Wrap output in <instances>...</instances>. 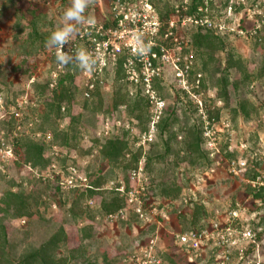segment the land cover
<instances>
[{
	"label": "rangeland",
	"instance_id": "rangeland-1",
	"mask_svg": "<svg viewBox=\"0 0 264 264\" xmlns=\"http://www.w3.org/2000/svg\"><path fill=\"white\" fill-rule=\"evenodd\" d=\"M158 1V7L164 3L172 7L181 3L180 0ZM224 1L213 0L210 8L212 19L224 21L228 29H232L217 31V35L224 36V51L217 50L209 60L206 53L198 51L191 43L193 27L186 26L182 31L190 40L189 51L194 55L192 76L194 73L202 74L199 94L194 98L181 93L174 74L167 70L156 81H160L163 91L155 88L156 82L152 84L164 104L161 112H153V105L141 95L144 102H140L137 110L130 113L131 103L137 100L136 91L121 80L113 82V75L105 77L106 88L100 91L98 98L87 102L77 93L73 109L67 110L66 107L65 111L57 112L54 105L49 107L52 100L50 94L42 92L35 85H43L47 81L51 83L52 62L56 56L46 42L61 25L63 13L71 6L72 0H0V225L4 227V233L0 229V264L16 263L38 249L58 231L62 223H65L66 237L55 249L56 259H65V264H85V261L99 264L105 257L113 259L115 264H131V254L142 249L156 230L151 231L145 222L136 221L133 217L126 222L104 221L98 205L100 195L94 198L98 201L96 206L88 208L84 206L85 200L79 202L77 195L70 193L75 190L58 191L54 179L49 178L53 170H57L61 175L59 181L62 177L64 180L71 166L85 175L89 182L94 175L101 176L105 183L124 181L129 173L121 167L122 162L108 161L99 149L101 143L113 135L111 132L126 140V160L141 149L145 163L148 158L151 161L144 176L148 183V197L163 218L161 226L164 228L158 231V247L162 254L171 253L170 260L164 259L166 264L212 263L205 254L207 250L202 254L205 256L203 258L177 246L175 242L174 234L180 228L192 225V220L196 222V227L207 225L230 210L234 201L242 202L245 207L242 218H248L250 213L264 217V203L256 205L257 208L249 202L244 204L243 189L246 183L231 177L223 161L228 154L225 149L229 144L234 149V156L245 158L248 167L253 165L256 154L264 153V75L261 74L264 67V27L253 34L247 32L253 31L260 20L258 11L264 9V0H246L230 16L225 12ZM110 2L88 0L86 16H107ZM32 18L42 39L30 43L26 34L31 29L29 22ZM16 19H22L23 27L19 28V33L14 27ZM229 53L242 59L249 80L238 83L237 94L229 87L230 103L226 106L219 98L217 80ZM204 61H207L205 70L202 69ZM229 75L232 82L238 73L231 70ZM32 78L35 79L33 83L30 82ZM121 85L129 97L127 103L116 108L113 119L110 115L112 96ZM49 89L52 88L49 86ZM99 101L101 107L93 108L98 106ZM240 101L245 102L248 118L234 112ZM85 103L87 108H84ZM173 108H176L178 121L160 136L158 124ZM183 109L189 112L187 121ZM216 110H219L218 119L212 116ZM78 113L79 118L76 117ZM70 115L76 117L73 122H70ZM135 115H140L141 119ZM98 116L109 118L110 123L118 122L119 129L103 136V132L96 127ZM196 119L201 124L202 132L203 120H209L218 147L223 152L220 154H223L222 158L216 157L218 163L209 157L204 136V157L186 150L184 127ZM151 122H155L153 131L149 129ZM149 131L152 141L143 138V133ZM35 133L39 134L38 137ZM66 134L68 144L70 141L74 148L65 144L63 135ZM46 136L58 144L57 157L51 154L53 148L49 143L44 152L49 159L46 167L38 165L33 168L24 164L26 152L22 145L33 139L42 141ZM71 149H76V152ZM9 192L24 197L27 207L22 215L15 214L13 208L6 209L2 204ZM109 194L107 190L101 195L109 198ZM258 217H255L256 222L248 220L246 223L264 232V222L258 225ZM88 219H93L95 228L90 238L84 239L81 231L86 229ZM259 255L264 264V241ZM188 257L196 262L190 263Z\"/></svg>",
	"mask_w": 264,
	"mask_h": 264
},
{
	"label": "built area",
	"instance_id": "built-area-1",
	"mask_svg": "<svg viewBox=\"0 0 264 264\" xmlns=\"http://www.w3.org/2000/svg\"><path fill=\"white\" fill-rule=\"evenodd\" d=\"M213 0H205L204 5L196 6L197 16L184 15L188 9V0H183L180 4L173 6L170 17L163 20L155 8L156 0H113L109 6L107 16L101 18L87 17L91 23L79 26L78 35L74 36L65 51L79 52L86 51L96 60L94 70L89 73L82 70L78 65L76 73V85L83 99L92 100L95 95L106 88V75H113L119 66L122 71L121 80L129 85L134 91L139 93L153 105V112H161L163 101L160 100L152 88V84L160 79L162 74L169 70L175 77L176 84L181 93L196 97L201 90V73H193L194 55L189 51L190 40L182 34L186 26H204L217 34V31L228 29L224 21L212 19L209 3ZM246 0H228L225 12L228 15L235 14L238 6L245 4ZM260 20L250 34L257 29L264 27V9L258 11ZM144 54L138 52V47ZM150 49V51H147ZM59 49L53 48V54L57 57ZM49 86L56 87L65 67H61L57 61L53 63ZM31 79V83L34 82ZM137 92V91H136ZM132 94V92H130ZM65 106L61 107L65 111ZM114 119V116H112ZM96 124L98 130L107 136L114 127H119L118 122L110 123L109 118L99 117ZM203 135L206 139L205 146L209 151V157L218 163L216 157L221 152L218 141L209 120H203ZM149 129H155V122H151ZM38 133L35 136L38 137ZM143 138L152 141V134L143 133ZM48 139V140H47ZM46 140L51 138L46 136ZM243 148L244 145L241 144ZM53 156L58 155L57 146H53ZM225 152L235 153L229 144ZM226 172L233 178L243 180L252 188H264V169L254 178L248 179L246 171L248 169L247 160L241 156H234L229 160H224ZM145 158L142 156L137 168L129 173V186L124 181L109 182L104 188L119 192L124 196L127 206L117 212L106 214L104 221L115 223L121 220H128L134 214L146 225L155 223L156 232L148 239L147 244L139 251L131 254V264H166L161 256L158 247V231L164 228L158 218L156 205L152 204L148 197L147 179L144 173ZM53 167L55 165L53 164ZM49 175L54 179L60 172L53 170ZM68 176L60 180L61 189L86 190L90 188L89 181L85 175L74 167H69ZM61 176V175H60ZM98 202V201H97ZM96 199L90 198L87 204L94 207ZM245 207L240 202L225 212L219 219H215L200 228L179 230L174 234L177 246L188 251L195 252L199 257H205L207 250L211 258V264H262L259 251L264 241V234L258 236L263 230L257 227H250L249 221L255 220V213H250L249 217L242 218ZM244 217V216H243ZM250 218V219H249ZM23 222V221H22ZM160 237V236H159ZM160 250V251H159ZM189 262L194 260L188 257Z\"/></svg>",
	"mask_w": 264,
	"mask_h": 264
},
{
	"label": "trees",
	"instance_id": "trees-1",
	"mask_svg": "<svg viewBox=\"0 0 264 264\" xmlns=\"http://www.w3.org/2000/svg\"><path fill=\"white\" fill-rule=\"evenodd\" d=\"M180 1L182 2V0ZM112 2L113 0H111L110 4ZM204 2L205 0H188V3H187L188 9L184 12V15L197 16L196 6L199 4L204 5ZM157 3H160V2L159 1L155 2V8L157 12L159 13L160 17L163 20L168 19L173 12L172 5H170L169 3L168 4L164 3L161 7L160 6L158 7ZM227 4H228V0H225L224 6H227ZM212 5H213V1L209 3V8H211ZM33 18L29 22V24L31 25V29L26 34L27 39L30 43L36 40L42 39V36L40 35V33H38V28L36 27L35 22H33ZM21 21L22 19L15 20L14 27L17 33L20 32L19 28L23 27L21 26ZM190 27H193V26H190ZM193 30L194 31L190 35L192 45L198 51L206 53L208 55L209 60L212 59V56L217 50H221V51L225 50L226 45H225L224 38H223L224 36L217 35L211 30L205 28L204 26H197V27L194 26ZM263 43H264V37H263ZM54 62H56V57L53 58L52 64ZM206 62L207 61L203 62L204 66L202 69L204 70L206 68ZM231 70H235L238 73V75L235 76L232 82L229 81V77H230L229 73ZM76 73H77V67H75L74 65L65 68L64 72L59 77L57 85L54 89H49L48 81L44 83L42 82L43 85H40L41 83H38L35 85L37 88L41 89L42 92L45 91L50 94L52 100L49 102L50 103L49 107H52V105H54L57 112L62 111L61 107L63 106H65V108L67 107L68 108L67 110H71L74 108L76 94L79 93L81 95L76 85V81H77ZM219 74H220V77L217 80L218 85H219V98H221L224 101L225 105L228 106L230 103L229 87L232 88V91L234 92V94H237L238 83L249 80V74L247 72L246 66L244 65L242 59L240 57L235 58V56L232 53L227 54L226 64L223 70L221 71V73ZM261 74L264 75V67L261 69ZM106 76H110V75L108 74ZM113 77H114L113 82L115 81L118 82L119 80H121L122 71L120 70L119 66L116 68L113 74ZM154 85L158 91H163L160 81L156 82ZM123 89L124 87L121 85V88L116 90L115 94L112 96V104H111L112 112L110 114L111 116H114L113 115L114 111L116 110V108H118V106L124 103H127V96L129 97V95L127 93V90H123ZM136 91L137 92L135 94V97H137V100L131 103L132 104L131 106L129 105L130 113L132 112L134 113L137 110L138 106L140 105V102H144V98L140 97L141 94L139 93L138 89H136ZM98 96H100L99 93L95 95L96 98H98ZM85 101L89 102L91 100L85 99ZM96 107L98 108L101 107V101H99L98 106H93V108H96ZM84 108H87L86 103L84 104ZM175 110L176 108H173L172 111L168 115H166L165 117L162 118V120H160L158 124V130H159L160 136H163L167 131H169L170 128L174 125V123L178 121L176 114H175L176 113ZM69 112L70 111H68V114ZM234 112L235 114L238 113L242 115L244 118L249 117V111L246 109L244 101H240L238 105V109H235ZM183 113L187 121L189 117L188 110L183 109ZM212 116L218 119L219 110H216ZM76 117L78 118L81 117L80 113L76 114ZM76 117L75 115H70V122L71 121L73 122L76 119ZM135 117L138 119H141L140 115H135ZM118 129L119 127H114L110 131H114V130L116 131ZM184 130L186 132V139H185L186 150H189L190 152H192L193 154L199 157H204V154L202 152L204 135L202 132L201 124L198 121V119H196L195 121L192 120L191 123H187L184 127ZM111 133L113 135L106 138L105 141L101 143L99 147L100 152L110 162H113V163H118L119 161L122 162L121 167L123 168V170H127L128 173H130L132 169L137 168L138 162L142 156L141 149H138L137 152L129 155L128 157L129 159L126 160L125 153L128 148V144L126 140L123 139L120 135L114 134V132H111ZM172 136H175L174 133H172ZM63 137H64L63 140L65 144H68L67 139L69 138L67 137V134L65 136L63 135ZM49 143H51L50 144L51 147L58 145L54 139L47 141L46 137H44L42 141L33 139V141L24 143L22 145L26 152V154L24 155V164H27L33 168L37 167L38 165H42V167H46L48 164L47 161H49V159L45 156L44 152H45V149L47 148L46 144L49 145ZM68 145H70V148H74L72 147L73 146L72 143L70 144V141ZM71 151L76 152V149L74 150L71 149ZM82 152L85 153L87 151H82ZM234 155H235L234 153H228L226 156V159L224 160H229L233 158ZM149 162L151 163L150 159L148 158V161L147 163H145V166H144L145 174H146V169H147V166L149 165ZM252 162H253V165L248 167L246 171V175H245L248 179L254 178L262 169H264V153H261V155L259 156L256 154ZM58 177H60V174L56 175V177L54 178V181H55V189L59 191L61 187L58 185L60 182ZM128 177H129V174H127V177L124 179L125 184L127 186L130 185ZM107 184L108 183H105V180L101 176L94 175V177H92L89 182V185L91 186L90 188H87L86 190H83V191L73 189L75 191H70V193L71 192L75 193V195H77L76 200L79 202L82 200L86 201L87 198L88 199L96 198L98 195H100L101 200L98 202L99 210L102 215H106V214L117 212L120 209L127 206L123 195H121L117 191H114L113 189L108 190L104 188ZM107 190L110 193L109 198L103 197L101 195L103 191H107ZM243 193H244V199H245V201H243L244 204L249 202L252 204V206L256 207V205H260L264 203V188L262 187L252 188L251 186L246 184L243 189ZM5 197H6V200H2V204L4 205L6 209L13 208L15 211V214L17 215H22L23 213H25V208L27 206L25 205L24 197H22L19 194H15L14 192L7 193ZM85 201H84L85 207L93 208L87 204V201L85 203ZM236 202H239V201H234V204ZM255 215L257 218L258 217L257 213H255ZM130 217L135 218L136 221L139 220L134 214H132ZM158 218L163 221L162 217L159 216ZM256 218L254 222H256L257 220ZM258 218L260 222L257 224L258 225L263 224L264 217H258ZM129 219L121 220V221L126 222V221H129ZM192 221H193L192 225H190L189 227H186L185 229L180 228V230L185 231L188 229H194V228L201 227V226L196 227L197 225L196 222L194 220ZM93 224H94L93 219H90V220L88 219V225L87 227H85L86 229H83L81 231L84 239L90 238L91 231H93L94 230L93 228H95ZM64 226H65V223H62L59 226L58 231L54 235H52L48 239L47 242H45L38 249L23 256V258H21L18 262L11 263V264H65V259H59V260L56 259L55 253H54L56 247H58L59 243L63 241L66 237ZM148 226L151 228L150 229L151 231L155 232L156 230L155 223H151ZM0 229H1V232L4 233V227L2 225H0ZM263 233H264L263 231L261 233H258L259 234L258 236L263 235ZM170 255H171L170 252L166 254L161 253L162 258L165 260L166 259L170 260L171 259ZM193 262L195 263L196 261H193ZM115 263L116 262H114L113 259H106L104 257L102 260V263H99V264H115ZM85 264H98V263H94L92 261H85Z\"/></svg>",
	"mask_w": 264,
	"mask_h": 264
},
{
	"label": "clouds",
	"instance_id": "clouds-1",
	"mask_svg": "<svg viewBox=\"0 0 264 264\" xmlns=\"http://www.w3.org/2000/svg\"><path fill=\"white\" fill-rule=\"evenodd\" d=\"M87 8L88 0H72L71 6L63 13L61 25L50 34L46 46L60 50L56 61L61 67L67 68L72 65H78L82 70L91 73L97 62L86 51L81 50L75 53L65 51L72 38L78 35L79 26L91 23L86 16ZM147 51H150V49H147ZM138 52L144 54V52L140 51V46L138 47Z\"/></svg>",
	"mask_w": 264,
	"mask_h": 264
}]
</instances>
